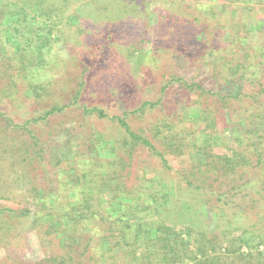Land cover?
Segmentation results:
<instances>
[{
	"label": "trees",
	"instance_id": "1",
	"mask_svg": "<svg viewBox=\"0 0 264 264\" xmlns=\"http://www.w3.org/2000/svg\"><path fill=\"white\" fill-rule=\"evenodd\" d=\"M141 1H0V21L11 20L6 25L0 22V27L12 31L11 36L1 37L6 44L12 40L14 53L21 58L37 54L35 72L48 66L36 50L40 34L56 43L66 58L75 56L79 39L87 33L85 17L97 19L96 13L88 15L87 5L97 9L99 4L103 11L104 6L116 7L121 11L115 14L116 21L139 17L147 29L149 16L157 12L154 29L145 33L147 39L138 38L136 29L131 36L113 29L117 40L111 37L106 52H100L105 59L100 69L117 89L160 75L158 97L142 98L136 108L121 114L82 103L81 91L92 66L74 57L82 68L72 100L48 105L25 120L30 137L24 160L34 157V162H46L48 172L55 171L59 180L57 191L38 184L31 190L35 200L45 204L36 208V214L49 222L46 235L62 238L54 264H117L119 258L143 264L153 254L164 264L184 259L195 264H264V72L260 68L264 66V0H155L156 7ZM100 12L97 22L103 20ZM27 13L43 20L38 36L29 33ZM187 27L196 32L179 34ZM65 34L75 39L60 41ZM40 43L39 50L47 48ZM170 46L187 65L184 72L157 71L160 55L164 57ZM203 66L215 84L222 83L221 88L202 82ZM15 69L33 92H42L45 79L18 65ZM222 74L224 78L216 77ZM98 83L106 85L102 80ZM71 107L84 118L107 119L117 134L99 130L93 139L81 138L85 145L74 144L69 136L63 144L74 154L68 159L49 152L55 141L51 136L43 139L38 127ZM258 121L263 122L261 128ZM218 137L223 138L221 144L211 141ZM103 144L111 146L110 156L98 152ZM130 167L135 171L132 179ZM144 167L164 183L141 176ZM59 197L61 202L55 200ZM26 211L29 214L31 209ZM207 214L215 219L213 223L207 222ZM146 215L151 219L146 220ZM147 245L156 249L149 251Z\"/></svg>",
	"mask_w": 264,
	"mask_h": 264
},
{
	"label": "rangeland",
	"instance_id": "2",
	"mask_svg": "<svg viewBox=\"0 0 264 264\" xmlns=\"http://www.w3.org/2000/svg\"><path fill=\"white\" fill-rule=\"evenodd\" d=\"M101 1L103 3L104 0ZM141 3L152 4L156 7L155 0H142ZM98 5L99 4L95 6L97 9H92L91 5H87L90 13H88V15H95L96 13L97 16H95L97 19L95 22L93 16L85 17L83 23L85 24L87 33L86 35H82L81 39H79L81 42L77 46L78 49L76 54H72L75 55L73 57L71 56L72 58H66L67 54L60 51L59 46L47 38L46 35L40 34V38L36 37L35 46L37 48V53L42 59L44 57L48 62L46 69L42 68L39 72H35L37 66L34 63V60H39L37 54L23 55V58L18 54H15L16 47L12 44V40H10V43L6 44L4 40L5 38L1 37L3 34L11 36L12 31L0 27V264H54V257L60 252L62 238L59 235H57L58 238L55 235H46L45 231L47 230V226H49V222H44V220L36 214V208L44 207L45 204L44 202L35 200V194H32L31 192L32 186L35 184L47 186L49 189L57 191L59 180L55 175V171L51 170L48 172L49 169L45 166L46 162H34L36 160L34 157L33 160H24V145L27 138L30 137L25 128V120L28 116H37L38 114L35 113L48 105L53 103L67 104L72 100L82 68H80L79 63L74 62L72 59L75 57L77 61L81 60V62L86 64L89 63L92 66L90 74L86 77L87 84L83 86L81 91L82 103L105 108L110 114H121V112L126 109L131 110L136 108L140 104L142 98L154 99L159 95L163 83L160 75L156 77L153 76V78H149L147 81H132L127 86H123V89H117L111 82L105 80L103 76L104 72L100 69L103 61L105 62V59L100 52H106V45L111 42V37L114 41L117 40V37L113 34L115 33L113 29H120L126 36H131L130 31L133 29L135 31L136 29L138 38L143 37L147 39L145 33L146 31L148 32L154 29V25L157 21V12L153 11V14L149 16L150 18L148 22L150 24L148 23L147 29L142 22V19L139 17H137V19L139 18L138 22H136L137 19L133 20V18L128 20L121 19L122 21L118 22L115 20V14H120V10L116 7L104 6L105 10L103 11L100 9V12ZM77 6L78 4H76L75 7ZM82 9L83 8L80 10L82 11ZM99 12L103 14V20L97 22V20H101L99 19ZM27 15V19L31 23V26L29 27L30 35L39 34L37 33L38 26L42 25L40 22L43 20L34 18V14L31 13H27ZM205 17L206 16L203 15V18ZM6 18L7 17H5L4 21H0L2 22V25H6L5 23L11 21L7 20L9 17ZM109 21L116 22L110 27L107 25ZM123 21L126 22L124 23ZM81 22L82 20L79 22L78 26L82 24ZM97 25H99V27ZM191 30L196 32L193 28L187 27L186 30H183L182 32L179 31V34H189ZM138 31H140V33L143 32L142 34H139ZM237 31L238 29H235L234 32L237 33ZM70 38L75 39L73 36L69 37L68 34H65L60 41L69 42L68 39ZM41 41L44 42L43 45H45V48L47 47L46 49H38ZM170 47L169 51H163L162 54L165 55L164 57L160 55L158 63L160 64V68H158L157 71H160L161 73L168 71L174 73L184 72L185 69H187V65L184 60L177 57L180 55L173 52V48ZM51 55L54 56L51 57ZM18 56L21 59L19 60V64L15 60ZM33 57L36 58L33 59ZM26 62H28V64H26ZM194 63L197 65L198 62L194 61ZM17 65L18 68L22 67L26 71H32V75L39 77V80L45 79V82L42 83L43 90L41 93L39 91L33 92L32 88H30L31 86H27V80H23L21 77L17 76L15 71V66ZM263 67V65L260 66L262 70L261 73L264 72ZM200 73L201 80L206 85L214 82V76L208 74L206 66H203ZM216 77L224 78V74L221 76L216 75ZM99 80H102L106 84L105 87L99 85ZM108 80H111L110 77H108ZM37 83L39 84V82ZM29 85H32V82ZM212 86H214V89H219L221 88L222 83L215 84L214 82ZM101 88L105 89L102 90ZM187 111V113H189L188 109ZM76 123L84 124V126L81 129H78L75 127ZM262 123V121H258L257 127L261 128ZM110 124L112 123H108L107 119L100 121L90 116L84 118L81 116V111L79 109L71 107L67 113L59 114L43 125H40L38 131L42 134L43 139H47L51 136V140L55 141L52 149H48L49 152L52 150L53 153H57L63 158L68 159L74 154L73 152V154L70 155L71 149L63 144L69 136L70 139L71 137L74 139L73 143L76 144L81 141V138L93 139L94 133L99 130H103L104 134L106 133L108 135L117 134L114 133V130L111 128L112 125ZM58 125L62 126L61 129H57ZM23 126L24 129H22ZM71 128L75 129L71 130ZM211 141L213 143L216 142L217 144H221L223 138H213ZM81 143L82 145H85V142L81 141ZM101 149L102 150H98L101 154L104 153V155L110 156L113 153L110 145L103 144V148ZM43 156L48 157L45 151L43 152ZM145 168L146 167L142 168L140 172L141 176L148 178L153 177L156 179H153V182L159 183L160 185L161 183H164V180H158V178H155L153 176L154 172L152 173L148 167V171L145 172ZM129 169V172L131 173L130 179H132V175L135 174V171L133 170V167H130ZM166 184L171 185V183ZM55 200L58 202L62 201L60 197L59 199L55 198ZM51 204L52 203H49V205ZM29 208L31 211L28 214L26 210ZM34 217H36L35 221ZM205 218L208 219L207 222L209 223L215 221V219L211 217V214L205 215ZM149 219H151V216L146 215V220ZM225 219L230 220L229 218ZM236 226L242 229L245 228L243 224H238ZM54 228L55 226L51 223L50 229L54 231ZM251 232L253 233L254 230ZM254 234L256 236L258 235V232H254ZM154 249L156 248L151 249V247L148 246L149 251H153ZM246 250L247 249L244 246L242 251L245 252ZM159 259L160 257L157 254H153L149 260L145 261V263L164 264L163 262H160ZM145 263L143 262V264ZM117 264L130 263L128 261L122 262L119 258ZM173 264H195V262L189 259H184L183 263L176 261Z\"/></svg>",
	"mask_w": 264,
	"mask_h": 264
}]
</instances>
